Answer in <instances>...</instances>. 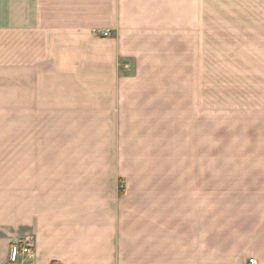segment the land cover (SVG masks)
I'll return each mask as SVG.
<instances>
[{
    "label": "rangeland",
    "instance_id": "374dc122",
    "mask_svg": "<svg viewBox=\"0 0 264 264\" xmlns=\"http://www.w3.org/2000/svg\"><path fill=\"white\" fill-rule=\"evenodd\" d=\"M155 1L0 0V221L82 200L142 248L146 217L182 216L199 264H235L264 229V7Z\"/></svg>",
    "mask_w": 264,
    "mask_h": 264
},
{
    "label": "crops",
    "instance_id": "0c3cea01",
    "mask_svg": "<svg viewBox=\"0 0 264 264\" xmlns=\"http://www.w3.org/2000/svg\"><path fill=\"white\" fill-rule=\"evenodd\" d=\"M121 1H125L121 3V9L147 11L149 8H160L154 0ZM175 1H180L184 6L185 0ZM258 1L263 8L264 0ZM28 74L22 73L26 78V90L22 95L26 109L28 105L33 106L36 97V81L32 79L30 82ZM25 198L22 205H14V211H10L5 203L2 206L0 264H13L9 258L19 241H29L31 249L27 255H20L15 264H199L198 225L193 230L197 246L185 248L183 238L178 234V231L183 232V228L177 226L182 222V216L175 217L176 226L168 225V217H146L141 248L140 245L134 247L128 238L121 239L118 210L116 216L105 217L98 210L88 212L89 208L84 206L82 200H76L74 204L72 201L64 202V209L60 210L62 213L52 210L50 206L39 211L40 199L37 196L33 194L31 198L30 195ZM24 206L27 210L21 211ZM247 234L246 237L244 234L241 236L240 240L244 241L241 242V249L237 252L232 250L233 256H238L235 264H248L249 258H253L256 264H264V229L259 231L256 226L255 233ZM130 255L133 260L128 258ZM208 255L215 256V251L208 249ZM135 257L140 258L134 260ZM224 262L232 264L231 257L225 258Z\"/></svg>",
    "mask_w": 264,
    "mask_h": 264
},
{
    "label": "built area",
    "instance_id": "2783aa9c",
    "mask_svg": "<svg viewBox=\"0 0 264 264\" xmlns=\"http://www.w3.org/2000/svg\"><path fill=\"white\" fill-rule=\"evenodd\" d=\"M20 243V250H17L16 248L12 249L10 260L11 262H15L19 255H27L29 253V250L31 249V246L27 244V242ZM248 264H256V261L253 258H249L247 261Z\"/></svg>",
    "mask_w": 264,
    "mask_h": 264
}]
</instances>
